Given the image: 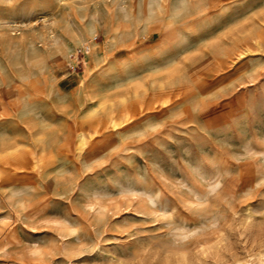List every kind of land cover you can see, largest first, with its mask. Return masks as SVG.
I'll use <instances>...</instances> for the list:
<instances>
[{"label": "rangeland", "instance_id": "rangeland-1", "mask_svg": "<svg viewBox=\"0 0 264 264\" xmlns=\"http://www.w3.org/2000/svg\"><path fill=\"white\" fill-rule=\"evenodd\" d=\"M262 58L264 0H0V264H264Z\"/></svg>", "mask_w": 264, "mask_h": 264}, {"label": "bare ground", "instance_id": "bare-ground-1", "mask_svg": "<svg viewBox=\"0 0 264 264\" xmlns=\"http://www.w3.org/2000/svg\"><path fill=\"white\" fill-rule=\"evenodd\" d=\"M5 23V22H4ZM79 45H82L83 47V50L84 52L88 53L90 52V46L87 45V43L84 41V39H81L80 42H79ZM76 52V49H71V50H68L67 51V54H71V53H75ZM76 56V55H75ZM74 57V56H73ZM119 57V56H118ZM85 64H86V61H84ZM84 82V81H83ZM104 100V98H102ZM102 99L100 101H102ZM108 100V99H106ZM114 100V99H113ZM107 102V101H106ZM102 102L101 105H100V108L103 110V111H107V108H108V102ZM119 105L121 107V113H120V117L117 116V114L114 112V111H107V121H106V124L107 126H110V127H117L119 126L120 124H122L123 122H126L127 120L130 119L131 117V114L130 112L126 109V104H127V98L126 97H120L119 99ZM113 103V102H112ZM117 103V102H116ZM99 105V104H98ZM5 110V109H4ZM95 112V111H93ZM92 112V113H93ZM97 112V111H96ZM91 113V111H90ZM102 113V112H101ZM90 115V114H89ZM105 128V127H104ZM97 132V131H96ZM76 134V140L79 144L83 143L87 136L86 134L83 132V131H78ZM74 143V142H73ZM13 146V142H0V150L1 151H6V150H9L11 149ZM85 146V145H84ZM19 152V151H18ZM197 156V155H196ZM41 160V159H40ZM63 164V163H62ZM61 165V164H60ZM229 170V169H228ZM151 193V192H150ZM186 222V221H185ZM63 243V242H62ZM264 243V242H262ZM211 247V245H209L207 248H203L201 250V254H205L207 252V249H209ZM260 253V252H259ZM247 255V254H246ZM262 258V257H261ZM177 262H179V264H198L199 262H201V260L196 258H191L188 256V253L184 250V251H181L180 252V255L177 259ZM196 262V263H195ZM261 262V261H260Z\"/></svg>", "mask_w": 264, "mask_h": 264}, {"label": "snow or ice", "instance_id": "snow-or-ice-1", "mask_svg": "<svg viewBox=\"0 0 264 264\" xmlns=\"http://www.w3.org/2000/svg\"><path fill=\"white\" fill-rule=\"evenodd\" d=\"M262 59H264V58H262Z\"/></svg>", "mask_w": 264, "mask_h": 264}]
</instances>
